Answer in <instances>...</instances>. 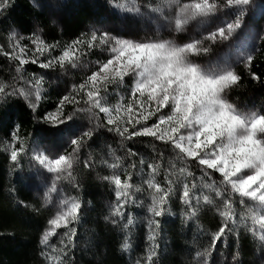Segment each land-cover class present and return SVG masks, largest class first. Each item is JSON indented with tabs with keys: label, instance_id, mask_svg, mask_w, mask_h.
<instances>
[{
	"label": "trees",
	"instance_id": "16d2710c",
	"mask_svg": "<svg viewBox=\"0 0 264 264\" xmlns=\"http://www.w3.org/2000/svg\"><path fill=\"white\" fill-rule=\"evenodd\" d=\"M157 2L136 0L143 15L119 11L109 0H10L9 5L0 10V47L5 51H12L13 45L19 42L26 46L31 56L34 48L32 40L36 36L49 45H58L50 54L40 56L37 64L25 65L20 73L16 71L18 61L0 55V82L8 86L6 92L27 87L26 81L43 77L42 99L35 112L19 95L0 96V264H49L45 253L52 254L51 248L42 246L40 240L54 212L52 207L43 205L39 191L30 186V182L35 180L32 171L41 168L33 156L44 152L54 159L70 152V140L88 129H92L93 136L76 156L72 169L74 179L57 182L56 192L65 197H76L81 204L77 220L69 226L75 230L71 243L64 236L68 231L66 228L58 229L50 240V245L54 244L57 248L63 246L62 240L65 242L67 255L63 264H137L138 261L145 264L148 250L153 245L156 254L151 264H205V261L206 264H264V245L242 226L237 228L238 236L227 234L207 257L196 258V252L210 246L211 233L218 230L220 217L215 210L203 205L196 216H190L187 206L180 202L178 192L168 200L163 214L155 218L159 222L155 240H148L151 218L148 206L151 199L144 183L148 178L147 165L161 164L156 180L167 187L165 170L173 162L177 168L182 166L175 160L176 153L171 145L152 137L122 139L103 126V113H99L96 120L87 112H76L73 122H70L74 136L54 135L56 129L43 120L47 113L56 110L63 96L72 92L74 85L83 83L88 75L97 71V62L106 61L110 53L105 47L90 51L85 49L87 54L82 57L80 66L65 70L59 67L43 69L39 63L59 55L66 45L87 38L94 31L141 42L169 39L167 23L143 7ZM250 6L254 11L251 23L262 29L264 0H253ZM245 17L248 18L247 13ZM207 42L205 46H209ZM249 54L254 57L250 71L243 63L246 57L232 66L241 79L226 97L242 112L264 113V39L260 38ZM251 73L259 79H252ZM21 76L23 79H20ZM132 84L133 80L125 78L123 85L110 86L105 94L106 104L114 106L122 100L127 102ZM84 106L67 104L65 114L73 113L74 107ZM169 110H162L148 121V125L155 123L159 115H167ZM17 126L25 151L13 163L3 146L11 141ZM117 160L119 167H108ZM85 162L91 166L85 167ZM190 170L193 177L189 180L194 178L199 184L202 175L200 166L192 162ZM129 173L131 183L141 190H133V199L124 207V215L114 217L111 215L115 203L114 189L103 177L119 174L123 179ZM213 175L216 179L220 178L218 173ZM41 177L43 179L36 178L41 183L38 187L44 182L51 185L53 175ZM234 199L239 213V198ZM129 218L132 219L131 224H128ZM125 241L130 245L127 250L121 247Z\"/></svg>",
	"mask_w": 264,
	"mask_h": 264
},
{
	"label": "snow or ice",
	"instance_id": "6c2138e0",
	"mask_svg": "<svg viewBox=\"0 0 264 264\" xmlns=\"http://www.w3.org/2000/svg\"><path fill=\"white\" fill-rule=\"evenodd\" d=\"M9 2L10 0H0V10L6 8ZM109 3L132 15L144 14L136 0H109ZM252 3L253 0H158L155 4L148 3L143 7L159 15L175 33L184 32L193 22L206 23L209 18L221 12L234 18L202 39L183 44L170 39L143 42L125 40L111 36L108 32L97 34L94 31L89 37L66 45L59 55L39 63V67L43 69L77 68L82 57L87 54L85 49H107L110 58L104 62L98 61V70L88 75L83 83L74 85L72 92L63 96L56 110L47 113L43 120L56 129L54 135L74 136L70 122H73L76 112H87L96 120L98 114L103 113V126L122 139L152 137L171 145L176 153L175 160L182 166L177 168V164L173 162L165 170L164 181L167 187L156 180L161 164L156 162L147 165L149 172L144 183L151 199L148 206L151 216L148 240H155V229L159 226L155 218L163 214L168 200L178 192V198L187 206L190 216H196L203 205L209 210H215L220 217L218 230L211 233L210 246L204 251L196 252V258L207 257L227 234L238 236L237 228L240 226L264 245V113L242 112L227 99V92L238 85L241 79L234 69L205 70L191 59L211 51L210 46H205V41L215 44L227 41L237 34L244 26L247 9ZM32 44L34 48L31 56L28 55L26 46L19 42L13 45L10 52L0 47V55L18 61L16 71L20 73L25 65L37 64L40 56L50 54L58 47L47 44L39 36L32 40ZM253 58L249 54L243 60L249 71ZM251 75L252 79H259L254 73ZM126 77L133 78L127 102L122 100L114 106H108L105 94L109 92L110 86L123 85ZM25 83L27 87L6 92L8 86L0 82V96L19 95L35 112L42 99L43 77H36ZM67 104L85 106L74 107L73 113L65 114ZM168 108L170 112L167 115H159L155 123L148 125L149 120ZM97 126L101 125L97 123ZM92 136V129L74 136L70 140L71 151L54 159L44 152L34 154L33 159L48 173L53 174L51 186L44 193L46 198L50 199V193L57 191V182L74 179L72 169L76 156ZM3 150L13 163L25 151L18 126ZM192 162L200 166L202 175L199 184L194 178L189 180L193 177L190 170ZM143 163L141 160V164ZM90 166L89 162H85V167ZM108 167H119L118 160L117 163L108 164ZM214 173H218L220 178H214ZM103 179L114 189L115 203L111 215L123 216L124 207L133 199V190L139 192L141 189L135 188L131 183L130 173L123 179L119 174L105 176ZM236 197L239 198V213L235 207ZM80 208L78 198L67 197L60 201L59 209L48 220V228L44 231L40 244L51 248L52 254L45 253L49 264H63L67 255L65 242L62 240L63 246L57 248L54 244L50 245V240L58 229L66 228L68 231L64 236L71 243L75 230L69 226L77 220ZM131 223L132 219L129 218L128 224ZM129 246L125 241L121 247L127 250ZM155 254L153 245L148 250L145 264H151Z\"/></svg>",
	"mask_w": 264,
	"mask_h": 264
},
{
	"label": "rangeland",
	"instance_id": "374dc122",
	"mask_svg": "<svg viewBox=\"0 0 264 264\" xmlns=\"http://www.w3.org/2000/svg\"><path fill=\"white\" fill-rule=\"evenodd\" d=\"M253 12V9L251 8V6H249L246 12L248 18L245 17L243 28L227 41H220L215 44H212L208 41L207 43L211 47L210 54L191 57L193 62L199 64L205 70H223L226 68L232 69V66L235 63H237L240 59L246 57V55H248L250 51L255 49V45L258 40L262 37V35L264 36V27H262V29H259L254 26L253 22L251 23V14ZM233 18L234 17L232 15L221 12L218 13L217 16L209 18L206 23L201 24L199 22H193L187 27L184 32L181 33H175L171 31L169 26L167 25V30H169L168 37L170 40H173L178 44L187 43L196 39H202L209 32H212L216 28L223 26L226 22H230ZM126 78L133 80L132 77ZM46 174L51 173H48L47 170L42 166L41 168L34 169L32 171V176L35 180L30 182V186H32V189L39 191L38 194L44 206H50L53 208L54 216L60 207V201L67 197L59 192L50 193V199L44 196L45 191L51 185L44 182L41 187H38L39 185H41V183L37 182L36 178L43 179L41 176H46Z\"/></svg>",
	"mask_w": 264,
	"mask_h": 264
}]
</instances>
